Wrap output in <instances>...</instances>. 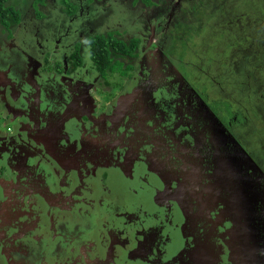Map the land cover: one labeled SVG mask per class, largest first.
Listing matches in <instances>:
<instances>
[{"label":"flooded vegetation","instance_id":"obj_1","mask_svg":"<svg viewBox=\"0 0 264 264\" xmlns=\"http://www.w3.org/2000/svg\"><path fill=\"white\" fill-rule=\"evenodd\" d=\"M23 1L0 0V125L5 128L0 129V140L6 144L19 141L25 150L39 154V159L51 162L48 152L51 150L49 142L53 137L37 133V129L51 128L55 135L56 130L60 137L66 135L73 138L71 143L61 145L59 151L54 145L57 148V157L63 155L67 156L64 160H70L67 161L70 164H61L62 159V168L72 171L67 167L69 165L73 166L75 171H72L73 181H65L60 177L61 185L54 188L55 193L61 190L59 193L64 199L73 201L69 203L72 210L65 222L68 223L67 220L73 215L82 214H87L85 221L90 222V217L96 210L97 215H102V225L97 229L100 228V234L105 233L104 237L106 234L108 236L110 217H117L119 213L116 212L120 211V207H130L134 204L136 196L148 193L149 190L152 192V189L154 192L155 182H151V178H154L153 172L164 167V154H171L169 147L165 145L170 144L172 139L186 141L192 150L191 154L197 158L202 157V154L206 155L205 171L211 168L214 161L217 162L219 157L216 150L220 146L218 139H215L214 144L206 141L201 153L194 145V140L197 139V128L202 131L204 127L201 128L190 121H182L180 124L176 122V125L172 123V120H176V117L175 120L172 119L173 112H178L180 108H192L197 104L195 93L208 102L203 91L191 87L183 74L171 75L166 70H159V64L166 60L178 68L176 60L179 59L182 64L189 48L188 38L176 29L179 25L189 30L188 25L191 24H174L173 21V14L179 10L183 11L179 4L185 1L122 0L120 4L119 0H116V10L123 21L114 27L103 22L105 11L110 8L105 5L96 6L97 3L104 4L107 0H30V11L23 9ZM123 1L126 3L123 4ZM145 9H148L150 14L146 15ZM27 12L32 13L35 19L33 24H28ZM55 15H60L64 22L54 23L52 16ZM124 18L127 19V24H124ZM198 25L197 23L195 26L196 38L199 34ZM107 37L110 38L106 40ZM118 41L127 45V48L119 49V46L112 45V42L117 44ZM132 41H135V46ZM92 44H96V47ZM178 44L180 49L176 47ZM183 44L185 49L182 48ZM92 47H95V51ZM240 55L243 60L244 54ZM245 60L234 74L239 73L242 68L245 73ZM22 61L23 82L16 73V70H19L16 67L21 65ZM200 69L204 71L203 68ZM10 82L19 84L20 88L23 83V98L34 100L38 97L42 102L45 101L42 107L39 106L41 110L35 111L32 103L17 105L12 100L14 98ZM145 83L147 86L142 87ZM133 87H136V91L131 101L121 109L120 99L130 96ZM28 89L30 94L27 93L29 91L25 92ZM190 95H193V98ZM75 99L77 103L74 106L75 112L72 113L70 106H73ZM65 101L68 107L66 111H62ZM258 101L264 105V96L261 95ZM220 104L218 108L223 109L220 117L227 115L228 118L226 117L224 122V119L220 121V114L216 116L226 127V131L232 132L235 126L240 127L246 122L245 116H240L241 119L237 120L238 113L230 107H220ZM185 105L188 107H184ZM17 107L22 109L17 110ZM259 110L264 114L263 109ZM138 115L142 116L139 121L136 120ZM113 122L116 124L113 125ZM144 122L142 131L146 135L145 138L139 146H129L130 142H133V129H140ZM20 126H23L24 130H21V133L14 132ZM171 128L174 130V136L171 134ZM89 145L91 149L87 150ZM93 145L95 146L92 147ZM83 149L85 151H82ZM29 167L36 173L30 181H35L37 186L42 184L41 188H44L45 194H51L46 191L43 175L35 171L32 164ZM1 173L12 181L17 179L23 183L25 179V171L11 173L10 169L2 165ZM35 177L41 184L37 183ZM78 182L86 186L83 188L80 185V193L85 197L74 195ZM126 190L127 201L119 205L120 201L117 202L113 192ZM38 196L41 197L40 191ZM84 202L89 204L86 209L81 207ZM152 203H142L138 212L144 213L152 208L158 210V207L151 206ZM36 212L39 214L41 211L36 209ZM49 212L50 210L46 211L42 217L40 215L37 223H48ZM51 216L55 215L51 213ZM20 219H23V213L20 214ZM260 221L264 223V220ZM98 223L100 222L97 219L96 224ZM19 225H23V220ZM33 225L36 226L35 223ZM90 227L89 224L88 228ZM88 234L95 239L93 245L86 240H83L84 245L80 241H73L77 245L67 246V251L76 250L83 245L85 252H92L98 241L104 242L106 246L99 233L90 230ZM26 236L29 237L26 232L16 235L13 231L4 232L1 236V239L8 240L3 248L14 264H28L25 262L27 255H36L34 251L26 252L22 249L26 246ZM28 242L34 243L32 239ZM89 247L91 249H88ZM38 249L41 248H33ZM58 249L64 252L62 247L55 245L45 264L52 263V252ZM31 252L34 253L30 255ZM1 257L3 256L0 253V264Z\"/></svg>","mask_w":264,"mask_h":264},{"label":"rangeland","instance_id":"obj_2","mask_svg":"<svg viewBox=\"0 0 264 264\" xmlns=\"http://www.w3.org/2000/svg\"><path fill=\"white\" fill-rule=\"evenodd\" d=\"M182 1L185 2L183 4H179V7H181L183 11L179 10L177 12L179 14L174 13L173 15H175V17H173V21L174 24H191L188 25L190 27L189 30L188 28L187 30H185L184 27H180L179 25L176 29L177 32L180 31L181 32L180 34H183L188 38L189 48H187V53L186 55H184V58L182 59L183 60L182 64L179 59L176 60L178 68H176L168 60H166L159 64V70L161 71L166 70L169 73H171V75H174L175 73H179L182 76L183 74L184 78L191 84V87L195 89H201L203 91L204 97L207 98L208 100L207 103L209 105L206 103V101L203 98H201L199 95H197V93H195L197 104L200 105V103H202L206 105V107L214 114V116L216 115L218 116L219 113L221 112V110L218 108V105L220 103H221L220 107H224V106L230 107L232 108L233 111L238 113L239 116H245L247 118L246 122L242 124L240 127L235 126L233 131L232 132L229 131L228 134L232 138V141L239 148L243 150L245 155H247L250 160L255 162V164L258 166V169L264 175V114L259 110V109H263L262 111H264V105H261L259 101L257 102V98L255 97L256 94L254 93V89L256 88H253L252 82L250 81L251 79L248 80V78L244 77L243 74L244 68L240 70V73H242L243 75L241 76L232 75L235 73V71L238 68L242 66L244 59L243 60L241 59L240 54L244 53L243 50H251V51L254 50L259 61L261 60V56L264 57V48L262 47V45L260 47V44H258L261 42L264 43V36L261 34V31L259 29H255V31L252 33L253 39H251L252 40L251 43H254V45H250L249 47V45L243 43V41L242 42L239 41L238 43L239 45L237 46L236 43L233 42L232 36L228 33V31L224 27V24H212V22H215V20L211 22V20L214 18L213 15L209 17L208 20H205L204 24L198 25L197 30H199V34L197 35L196 38L195 26L198 23L196 19L197 17H200V14L195 10L194 7L196 6L197 9L198 5L195 4L194 2L195 0H187V2L186 0H182ZM243 1L245 3H249L247 4L249 5V8L250 5L252 6L251 0H243ZM243 1L241 0L216 1V5H217L216 7L218 8V11L216 13L217 20L222 21L225 18L227 24L228 20H230V18L232 17L230 10L232 11V13H234V11L236 10L238 11ZM23 2H24L23 9H28L30 11L29 9L30 0H24ZM119 2L120 4H122V0H119ZM257 2L260 3V7L264 11V0H257ZM125 3L126 2L123 1V4ZM99 5L110 8V10L105 11L106 13L103 16V22H106L105 24H110L114 27L116 26V24H118V22L123 21V18L116 10V8L118 7V4H116V0H107L104 4L103 3L96 4V6L98 7ZM109 5L111 7H109ZM209 5L206 6L208 7ZM244 5L246 6V4ZM144 12L146 13V15L150 14V11L148 9H145ZM27 13L29 14L28 24L31 23L33 24V22H35V19L33 18L32 13L31 12H27ZM204 16L206 15L204 14ZM47 17L49 18V21H51L50 16L47 15ZM52 17H54L53 20L54 23L60 22L61 24L62 22H64V19H62L60 15H55ZM200 18L203 20L202 17ZM124 21H125L124 24H127L126 18H124ZM249 24L254 25V22L250 20ZM176 40L179 39L176 38ZM230 44H232V46H229ZM176 47H178L179 49L181 48L179 47V44ZM182 48L185 49V44L182 45ZM249 59L250 58H248L247 61ZM215 65H217L218 67L213 68V66ZM253 66L254 63L246 62V68L251 69V67ZM200 68H203L204 71H202ZM254 68L255 70L257 69L258 71V65H255ZM228 70L232 73H230ZM10 84H11L12 92H16V93L19 92L23 94L19 84H14L12 82H10ZM21 85H23V83ZM244 85L247 86L246 87L247 90L245 89ZM146 86L147 85L145 83L142 87H146ZM262 87L260 88L262 89ZM190 97L193 98V95H190ZM64 104L66 105L67 101H65ZM64 107L67 108L68 105ZM70 108L72 109V106H70ZM16 109L19 110L20 108H16ZM246 109H248V112H246ZM71 111H74V109H72ZM220 116L221 115L218 116L220 118V121L221 119H224V122H226L225 121L226 117L223 116L220 117ZM145 122L142 124L140 129L138 130L136 128L133 129L134 131L133 142H130L129 146L134 148V146H139L141 144L142 140L146 136L142 131ZM115 124L116 122H113V125ZM223 127L225 128V130H227L224 125ZM0 129L5 130L4 125L2 126L0 125ZM21 130L22 131L24 130L23 126H20L18 129L14 130V132L21 133L19 132ZM50 140L53 145L57 146L58 148L57 151H59V148L62 146L59 143L57 144L58 141L52 139ZM14 145L19 149H21L23 152L22 143H20L19 141H15ZM94 146L95 145H93L92 147ZM89 147L90 145L86 147V149L90 150L91 148ZM82 151L85 150L83 149ZM28 153L30 157V162L34 170L38 171L43 175V177L45 178L46 191L50 192L51 194H45L44 188L43 189L41 188L42 186L41 182L36 177L35 178L37 179V183L41 185L37 186L35 185V181L31 180L32 181L31 182L30 179L27 178L23 180V183L17 181V179L15 181H12L10 177H6V175L1 173L0 174V239L1 236L4 234V232L6 233L7 231H11V232L13 231V233H15L16 235L17 233H22V232L23 234H25V232L28 233L29 237L26 236L25 238L26 240H24L26 246L22 247V249L24 248L26 252L34 251L36 253V255H33L32 257L27 255V260H25V262H27L28 264H38V263L45 264L50 257V252L52 247H54L55 245L62 247V249H64V252L63 251L62 252L65 254L68 253L67 246L73 247L77 245V243L73 241H77V242L80 241V243L84 245L83 240H86L89 242V244L91 243L93 245V243H95V239H93L92 235L88 234V231L93 230V232L95 233H99V234L101 233L100 228L97 229V227L102 225V220H101L102 215H97L95 210L94 215L90 217L91 218L90 222H86L87 214L73 215L69 220H67L68 223L65 222V218H68L70 216L72 210L71 207H69V203L73 201L72 200L67 201L66 199H64L61 193H59L61 190H58L57 193H55L54 191V188H57L59 185H61L60 177L65 181H73L71 178V176H73L74 178V175H72V171L74 170L73 166H69V165L67 166L69 169L72 170L70 171L68 169L62 168L63 166L58 162L55 163L54 159L52 158L53 156H56V152L52 150L48 152V155H50L51 158V162L50 161L47 162L44 159H39L40 157L39 154H35L33 152H30L29 150ZM164 155H165L164 159L168 160L165 161L164 164L166 170L173 171L172 166H170L173 164V158H174L173 154L166 153ZM186 159L189 161V156L186 157ZM243 160L246 161L245 156H243ZM189 162L191 167L197 165L194 161L193 162L189 161ZM1 165L9 169V165L0 164V166ZM57 166L61 167L62 169H58ZM10 171L11 173L13 172L20 173V171L16 169H10ZM153 173H154V178H151V182L152 181L155 182L154 189L158 183L166 185L167 182L170 181V176L167 177L166 175H164L163 171L160 169L156 170ZM206 174L207 173L205 172V175ZM175 178L176 175L174 174V179ZM197 179L199 180L200 178L197 177ZM70 184L72 185V182H70ZM80 185L83 188H86L85 184L78 182L77 188L74 191V195L75 197L82 198V196L85 197V195H82L80 193ZM38 190L40 191L41 197L38 196L39 193ZM158 195L159 194L156 193V189L154 190V192L152 189V192H150L149 190L148 193H142L141 195L138 196L139 201L135 202L133 206L146 203L147 201H154L151 204V206L159 207L161 200L160 199L156 200V197ZM125 198L127 199L128 195H126ZM163 203L167 205V208L161 209L159 214L155 213L154 212L155 210L151 209L152 212L151 218L150 221H145L146 224L154 227L155 225L152 222L158 219L160 214H165L166 218L170 217L171 199L170 198L165 199ZM100 206L102 207L103 205ZM81 207L83 209H86L89 207V204L84 202V204L81 205ZM120 208L123 210H120L117 213L126 212V209H124L125 206ZM36 209L41 212L38 214L36 212ZM146 209L147 207L142 211L144 212ZM48 210H50L49 214L51 220L48 218L49 221L48 223L46 220H44L46 222L42 223L43 225L37 223L39 216L40 215L41 217L44 216V214ZM21 213H23V219H20ZM51 213H53L55 216H51ZM255 213H257L256 208L252 210V214ZM262 214L264 215V211H262ZM97 219L100 222L98 224H96ZM244 219H246V221H244L243 225L241 226L244 227L245 229L243 228L241 229V231L236 230L235 234H233L234 238L232 237V235L229 237L230 239H235L236 242L238 240L240 241L239 247L235 249L232 248L231 251L229 252L228 255L229 263L230 264H264V231L260 232V229L258 228V226L264 227V224H262L260 219L257 217L249 218L245 216ZM22 220H23V225H19V223L22 222ZM34 223L36 224V226L33 225ZM6 224L8 225L5 226ZM89 224L91 225L90 228H88ZM100 236L105 240L106 244L109 247L112 246V244L115 245V244L124 243L122 238L119 237L116 239H112L110 238L109 235L107 236V234L106 237H104L105 233L100 234ZM29 239H32L34 243L31 244L30 242H28ZM7 243L8 240H4V239L0 240V253L3 256L1 257V263L14 264L12 262V259L6 255V252L3 248L5 247V245H7ZM34 246L40 247L41 249L33 250ZM88 249H91V247H89ZM70 251H74V250H70ZM34 252H31L30 255H32V253ZM199 256L200 254L199 252H197L198 262L199 259L201 261V258H199ZM52 257H53L52 259L62 260V256L59 255L56 251L52 252ZM66 258L70 260L68 261L69 264H74L73 257H71L70 255H66Z\"/></svg>","mask_w":264,"mask_h":264},{"label":"water","instance_id":"obj_3","mask_svg":"<svg viewBox=\"0 0 264 264\" xmlns=\"http://www.w3.org/2000/svg\"><path fill=\"white\" fill-rule=\"evenodd\" d=\"M26 91H29L28 94L31 92L30 89ZM135 91L136 87H133L130 96L120 99L121 109L129 104ZM173 113L172 119L176 117L174 122L172 120L173 125H176V122L180 124L182 121H190L201 128L204 127L202 131L197 128V139L194 140V145L200 149L201 153L206 141L214 144L215 139H218L220 146L215 150L219 158L217 162L212 163L210 169L205 171L206 155L202 154L200 158L193 156L186 141L172 139L170 144L165 145V147H169L174 157L173 164H169L173 171L166 170V167L160 168L164 175L170 176V181L166 185L157 184L155 189L159 195L156 200H161L158 207L161 210L167 208L163 202L170 198V213L176 220L171 219L166 225L158 227L162 233V238L159 241L163 248L156 256L144 260L143 264H212L211 256L206 249V237L203 231V228H205L204 230L208 228V224H203L202 212L211 211L213 213L216 211L219 219L227 223L228 227L225 228L230 231L229 237L231 235L233 237L236 230L241 231L244 228L241 225L246 221L245 216L249 218L254 216L264 220L262 214L264 211V175L255 162L250 160L243 150L232 141L228 131L206 105L200 103V105L196 104L185 110L180 108L178 112ZM137 117L139 120L142 118L141 115ZM174 127L176 128V126ZM171 134L174 136L173 128H171ZM49 143L51 150L56 152V146L51 143V140ZM12 148V153L4 149L3 152L0 151V164L9 166L12 164L14 168L23 173L31 165L29 153L24 148L23 152L16 146H12ZM188 156L189 161H194L196 166H190V162L186 159ZM243 156L246 161L243 160ZM52 159L55 163L60 164L61 162L58 161L57 155ZM173 173L176 175L175 179ZM197 177L200 179L198 180ZM254 208L257 209V213L252 214ZM152 209L156 211V208ZM258 228L260 232L264 231V227L258 226ZM230 242L232 243L227 244L228 252L232 248L239 247V240L236 242L235 239H230ZM86 252L83 247H78L72 253L64 254L62 260H57L56 264H69L70 260L66 258V255L74 258V264H90L89 259L86 258ZM197 252L201 258L199 262ZM98 262L107 264L101 259Z\"/></svg>","mask_w":264,"mask_h":264},{"label":"trees","instance_id":"obj_4","mask_svg":"<svg viewBox=\"0 0 264 264\" xmlns=\"http://www.w3.org/2000/svg\"><path fill=\"white\" fill-rule=\"evenodd\" d=\"M216 1L218 0L194 1L195 4L198 5L197 9L196 6L194 7L195 10L200 14V17L203 18L202 20L200 17H197L196 20L198 21V24H204L205 20H208L209 17L214 15V18L211 20V22L213 20H215V22H212V24H224V27L232 36V40L237 46L239 45V41H243V43H246L249 45V47L250 45H254V43H251V39H253L252 33L255 31V29H259L261 34L264 36V11L260 7V3H258L257 0H251L252 6L250 5V8L249 5H247L249 3H245L243 0H241L243 2L241 3V7L238 11L236 10L234 13H232L230 10L232 17L230 20H228L227 24L225 18L222 21L217 20L216 18V13L218 11V8L216 7ZM244 4H246V6ZM206 5L209 6L207 7ZM204 14L206 16H204ZM250 20L254 22V25L249 24ZM109 38L110 37H107L106 40ZM132 43L133 46H135V41H132ZM96 44L92 45H95L96 47ZM232 44L229 46H232ZM258 44H260V47L262 45L264 48L263 42ZM112 45L119 46V49L127 48V45L121 41H118L117 44L112 42ZM95 47H92L93 51H95ZM243 51L244 60L246 59L245 62L254 63V66L251 67V69L245 67V73H243L244 77L248 78V80L251 79L250 81L252 82L253 88H256L254 89V93L256 94L255 97L260 100L261 95L264 96V89L260 88L261 86L264 87V57L261 56V60L259 61L254 50ZM248 58L250 59L247 61ZM255 65H258V71L257 69L255 70ZM243 74L239 72L234 74V76H241ZM244 86L247 90V86ZM222 110L219 113L220 115L223 113ZM237 116V120H240L239 114ZM223 117L228 118L227 115ZM136 120L139 121V118L136 117ZM113 193L117 197V202L120 201L119 205L125 202V197L128 195L127 190L118 192L116 191ZM135 199L136 200L134 203L139 201L138 196H136ZM140 205L141 204L133 206L132 204L130 207L127 205V207L124 208L126 209V212H119L117 217L114 215L110 217L111 222L109 221L108 225V235L112 239H116L118 237L122 238L124 243L115 245L112 244V246L109 247L107 244L104 246V242L98 241L97 246L94 247L95 250L92 252L89 251L86 254V258L89 259L90 264H100L98 262L99 259L103 260L107 264H124L125 262L128 264H143L144 260L152 258L156 256L158 252H160V249L163 248L159 241L162 238V233L161 230H158V227L166 225L171 219H176L173 217V214H171L169 218H166L165 214H160L158 219L152 222L155 225L152 227L151 225L145 223V221H150L152 214L151 210H148L144 213L138 212ZM158 211L160 212V208L154 212L159 214ZM202 222L205 225L208 224V228L206 230L203 228V231L206 237V249L208 250V254L211 256L212 264H230L228 261L229 252L227 251V244L232 242H230V238L228 236L230 231L225 228L227 223H225L224 220L219 219L218 213L216 211L213 213H211V211L202 212ZM80 246L81 247L79 248L83 247L84 249L83 245ZM56 252L63 256L62 250L58 249ZM72 252L73 251L70 250L68 251V253ZM56 262L57 260L53 259L51 264H56Z\"/></svg>","mask_w":264,"mask_h":264},{"label":"crops","instance_id":"obj_5","mask_svg":"<svg viewBox=\"0 0 264 264\" xmlns=\"http://www.w3.org/2000/svg\"><path fill=\"white\" fill-rule=\"evenodd\" d=\"M16 68H18L19 70H16V73H18L19 74V77H20V80H22L21 82H23V61L21 62V65H18V67H16ZM21 88H23V85H22V87ZM41 90H42V88H40ZM42 92V91H41ZM38 93V92H37ZM13 98L14 99H12L13 101H15V102H17V103H19L21 106H23V104H21V103H32V104H34V108H35V111H39V110H41V108L39 107V106H41L42 107V105H44L45 104V101L44 102H42L43 100H40L38 97H36L34 100H29V99H27V98H23V95L21 96V93H16V92H13ZM76 103H77V100L75 99L74 100V103H73V106H72V104H71V106H72V109H75V105H76ZM19 104H17V105H19ZM66 105H68V103L66 104ZM65 105V106H66ZM39 107V108H38ZM64 107V106H63ZM71 109V110H72ZM51 110H52V108H51ZM66 111L67 109L64 107L63 109H62V111ZM72 113H73V111H72ZM38 131H37V133L38 132H40V133H44V134H48L49 136H51L50 138H52V140H56V139H58L57 141H58V143L60 144V145H65V144H67V143H71L72 141H74L73 140V138H69V137H67L66 135H64L63 137H60L59 136V133H58V131H56L55 130V132H57V134L55 135L54 134V131L53 130H51V128H45V129H37ZM50 134H52V135H50ZM9 144V145H8ZM12 146H15L14 144H12L11 142L10 143H4V142H2L1 140H0V151H2L3 152V149L5 150V151H8L9 153H12V150H13V148H12ZM65 157H67V156H63V155H60V157H58V161H61L63 158H65ZM67 161H69V160H63V163H61V164H70V162L69 163H67ZM9 169H16V168H14L13 167V165L11 164L10 166H9ZM17 170V169H16ZM36 173H34L31 169H30V167H29V169H27V170H25V174H24V178H29V179H31L34 175H35ZM29 175V176H28ZM31 176V177H30Z\"/></svg>","mask_w":264,"mask_h":264}]
</instances>
